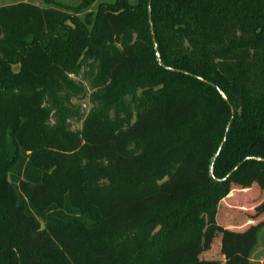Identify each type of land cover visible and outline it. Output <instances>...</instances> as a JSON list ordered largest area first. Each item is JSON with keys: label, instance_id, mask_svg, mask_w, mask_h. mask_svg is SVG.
<instances>
[{"label": "trees", "instance_id": "trees-1", "mask_svg": "<svg viewBox=\"0 0 264 264\" xmlns=\"http://www.w3.org/2000/svg\"><path fill=\"white\" fill-rule=\"evenodd\" d=\"M95 2L0 7V264H251L264 0Z\"/></svg>", "mask_w": 264, "mask_h": 264}, {"label": "rangeland", "instance_id": "rangeland-1", "mask_svg": "<svg viewBox=\"0 0 264 264\" xmlns=\"http://www.w3.org/2000/svg\"><path fill=\"white\" fill-rule=\"evenodd\" d=\"M80 1L81 0H0V7L11 5V4H15V3H19V2H29V3H32V4H37V5L42 6V7H48L50 5L57 7L58 3H61L62 5L71 6V5H76ZM99 1H112V0H96L97 3ZM132 1H134V0H132ZM96 2L90 8V10H94L95 9V6L97 4ZM82 109H83V112H85V113L89 112V107L86 104H83ZM80 128H81V123H74L73 124V130H79ZM241 195H244V194H242V193H233V198H234V196L238 197L237 200L239 201V198H241ZM248 201H250V202L254 201L253 203L257 202L256 199L251 200V199L247 198V202ZM240 203L243 204V205L248 204V203H242V200H241ZM227 204H229V200L227 201L226 204L222 203L220 205V208L218 209V214H217V217H216V223L218 225H220L223 228H226V223L228 221L234 226H238L240 228H241V226H243V228L240 229V231H239V232L243 233V232H246L248 230V228H249V225H248L249 223L248 222L251 219L257 224V211H254V210L250 211L249 214L246 215L245 213H243L241 211H237V210H232L231 211V210H229L225 206ZM204 222H205V220H200L201 224L204 223ZM200 240H201V238H200ZM214 241L218 242V240H214ZM207 245H210V243H208ZM258 246L264 247V227L258 233ZM171 248L174 249V251L177 250V248L173 247L172 245H171ZM182 250H183V253H186V254H190L191 253L190 251H192L191 248H186V247H183ZM205 253L206 254L201 256V258L206 257V259H208V258L212 259V258H210L211 254L209 253V247L206 248V252ZM193 255H195V254H193ZM257 258H259V257L257 256V249H256V251H254L253 254H252V257H251V262L252 263L251 264H260V263L257 262Z\"/></svg>", "mask_w": 264, "mask_h": 264}, {"label": "crops", "instance_id": "crops-1", "mask_svg": "<svg viewBox=\"0 0 264 264\" xmlns=\"http://www.w3.org/2000/svg\"><path fill=\"white\" fill-rule=\"evenodd\" d=\"M245 226V225H244ZM236 228V229H235ZM243 228V226H241V228L240 227H238V226H234V225H232L230 222H228L227 221V223H226V230H229V231H232V232H239L240 231V229H242ZM262 230V229H261ZM258 244V243H257ZM264 247H261V246H257V256L259 257V258H257V262L258 263H260V264H264ZM223 259L224 260H228V258L227 257H223Z\"/></svg>", "mask_w": 264, "mask_h": 264}, {"label": "water", "instance_id": "water-1", "mask_svg": "<svg viewBox=\"0 0 264 264\" xmlns=\"http://www.w3.org/2000/svg\"><path fill=\"white\" fill-rule=\"evenodd\" d=\"M149 12L151 13V9H149ZM234 112V111H233ZM220 152V151H219ZM218 156V155H217Z\"/></svg>", "mask_w": 264, "mask_h": 264}]
</instances>
